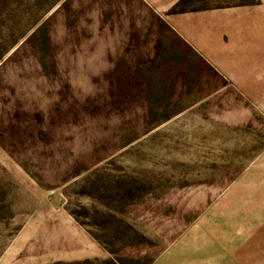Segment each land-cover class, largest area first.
<instances>
[{"label": "rangeland", "instance_id": "1", "mask_svg": "<svg viewBox=\"0 0 264 264\" xmlns=\"http://www.w3.org/2000/svg\"><path fill=\"white\" fill-rule=\"evenodd\" d=\"M171 6L0 0V264H264V0Z\"/></svg>", "mask_w": 264, "mask_h": 264}, {"label": "crops", "instance_id": "2", "mask_svg": "<svg viewBox=\"0 0 264 264\" xmlns=\"http://www.w3.org/2000/svg\"><path fill=\"white\" fill-rule=\"evenodd\" d=\"M156 10L166 11L176 0H147ZM243 16L230 12L228 9H212L207 11L172 14L166 23L174 33L182 37L195 49L203 50L209 47L206 55L210 57L219 47L224 34H236L237 27L243 25ZM230 25L231 28H230ZM211 53V54H210ZM199 253V252H197ZM195 257L197 255L195 254Z\"/></svg>", "mask_w": 264, "mask_h": 264}, {"label": "trees", "instance_id": "3", "mask_svg": "<svg viewBox=\"0 0 264 264\" xmlns=\"http://www.w3.org/2000/svg\"><path fill=\"white\" fill-rule=\"evenodd\" d=\"M170 13H181L188 11L186 8V0H176L171 6Z\"/></svg>", "mask_w": 264, "mask_h": 264}]
</instances>
